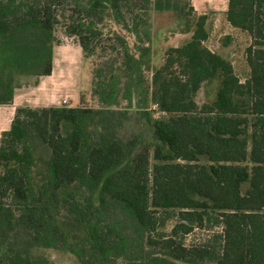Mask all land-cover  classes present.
<instances>
[{"label":"trees","instance_id":"1","mask_svg":"<svg viewBox=\"0 0 264 264\" xmlns=\"http://www.w3.org/2000/svg\"><path fill=\"white\" fill-rule=\"evenodd\" d=\"M169 2L0 0V103L51 73L59 16L83 56L100 58L98 107L18 105L0 134V264H58L47 252L56 249L76 264H264V0H227L226 20L251 38L243 81L205 44L206 13L150 64L139 35ZM215 78L214 98L199 105ZM34 144L48 151L41 179Z\"/></svg>","mask_w":264,"mask_h":264},{"label":"rangeland","instance_id":"2","mask_svg":"<svg viewBox=\"0 0 264 264\" xmlns=\"http://www.w3.org/2000/svg\"><path fill=\"white\" fill-rule=\"evenodd\" d=\"M185 1L190 2L192 5L191 0H174L175 6L171 8L170 0L167 9H162L161 11L150 10L148 24L141 30L139 42L140 45L147 44L150 47L149 62L151 65L158 66L161 63L164 51L168 46L181 45L189 38L190 32L187 33L182 30L186 26V20L192 18L196 12L188 14L186 11L187 7H184ZM224 1L217 0V8L222 7ZM182 6L184 7L183 9ZM219 12L218 9V11L214 10L206 13V27L209 31V36L205 44L227 58L232 63L235 73L243 81L248 77L250 71L246 60V47L251 43V38L247 32L238 28H236L237 31L230 33L228 26H225L223 22L224 18L219 15ZM58 13L60 14L61 11H58ZM70 13V9H66L64 16H68ZM59 18L60 21L54 28L57 43L53 45V76L46 78V81L43 83L45 88L49 89L51 85L50 80L53 79L54 82L60 81L63 87L59 89V96H57L54 90L42 95H34L33 92L27 93L22 88H28L31 85L29 83L19 86L21 91L17 93L15 102L21 103L28 100L34 106L52 103L60 105L62 99L66 98L67 101L64 104H69V106L98 107L97 100L92 97L90 87L92 82L91 71L97 65L100 58H98L97 53L90 58L83 56L79 49L77 38L66 34L64 20L60 16ZM112 26L113 23L106 20L103 27L104 34L110 32ZM115 29L126 37L130 46L137 44L138 40L132 33L120 29L119 26L115 27ZM144 75L145 78H148L149 72H144ZM217 86V78L203 84L195 94L196 102L200 105L205 101H211L215 96ZM58 101L60 104L56 103ZM120 105L127 107V101H121ZM134 109H136V104L132 101L131 107L128 110ZM157 114L154 113V116H157ZM34 149L36 155V167L34 171L37 177L41 179L44 174V164L48 151L43 146H39V144H34ZM214 232H220V228H194L193 231L184 237V244L188 247L206 242ZM47 252H49V255L51 254L58 264H76L70 253L62 249L47 250Z\"/></svg>","mask_w":264,"mask_h":264},{"label":"crops","instance_id":"3","mask_svg":"<svg viewBox=\"0 0 264 264\" xmlns=\"http://www.w3.org/2000/svg\"><path fill=\"white\" fill-rule=\"evenodd\" d=\"M191 1H192L193 9L197 14L207 13L208 11H214V10L218 11V9H219V11H220L219 15L224 18L223 22L225 23V26L226 25L228 26L230 33L233 31H237L236 28L232 27L228 23V21L226 20L225 11L227 8V0H225L223 2V6L220 8H217V0H191ZM211 9H213V10H211ZM79 49L81 50L80 46H79ZM52 76H53V68H52L50 74L39 76L34 83H31V85L28 86V88H25V89L22 88V90H25L27 93L33 92L34 95H36V94L42 95V94H46V93L54 90L55 93L57 94V96H59V93H60L59 89H62V87H63V86H61L62 84L60 81L54 82L53 79L50 80L51 85H50L49 89H46L45 86L43 85L44 81H46V78L52 77ZM19 91H21V89H19V87H17L15 89V94H14L12 102L0 103V134L3 130L8 129L10 122L13 118L16 106H18V105L34 106V105L30 104L28 102V100H26V99H25L26 102H21V103L17 102L16 103L15 101H16L17 93ZM56 103L60 104L59 101ZM47 105H57V104L52 103V104H44V105H40V106H47ZM66 105H69V104H66Z\"/></svg>","mask_w":264,"mask_h":264},{"label":"built area","instance_id":"4","mask_svg":"<svg viewBox=\"0 0 264 264\" xmlns=\"http://www.w3.org/2000/svg\"><path fill=\"white\" fill-rule=\"evenodd\" d=\"M66 101H67L66 98H63L60 105H66V104H64ZM67 106H69V105H67Z\"/></svg>","mask_w":264,"mask_h":264}]
</instances>
